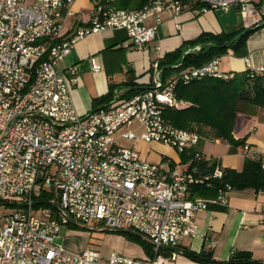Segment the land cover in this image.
I'll list each match as a JSON object with an SVG mask.
<instances>
[{"label":"built area","instance_id":"obj_1","mask_svg":"<svg viewBox=\"0 0 264 264\" xmlns=\"http://www.w3.org/2000/svg\"><path fill=\"white\" fill-rule=\"evenodd\" d=\"M72 1L0 0V264H169L180 252H164L196 235L193 214L226 208L233 188L228 183L214 186L224 169L216 161L211 171L200 168L197 162L203 155L195 149L201 137L166 122L161 111L185 105L173 97L177 80L229 78L232 73H221L215 57L162 80L155 63L149 89L123 100L115 90L109 106L80 114L70 99L76 69H57L56 64L78 39L106 29L126 31L125 49L144 47L156 37L163 10L177 15L184 10L235 8L250 24L264 0H151L140 9L93 0L88 24L65 37ZM150 16L154 22L148 25ZM90 60L92 70L99 71L101 66ZM246 69L250 77L264 74V66L251 68L247 63ZM133 123L141 127L140 134L131 129ZM118 131L132 147L116 141ZM139 140L186 155V167L180 169L170 159L147 162L134 147ZM242 154L259 159L264 169V154L247 144ZM38 181L50 207L35 210L33 189ZM202 187L215 194L198 195ZM78 223L135 231L151 245L154 256L141 260L111 253L104 259L94 249L70 252L56 242L57 234L61 226Z\"/></svg>","mask_w":264,"mask_h":264},{"label":"crops","instance_id":"obj_2","mask_svg":"<svg viewBox=\"0 0 264 264\" xmlns=\"http://www.w3.org/2000/svg\"><path fill=\"white\" fill-rule=\"evenodd\" d=\"M92 8L93 0L72 1L65 18V37L88 24ZM161 18L156 37L141 48H123L127 34L121 28L90 33L75 42L70 53L56 64V68L73 66L76 69L77 83L70 93V99L77 113L90 111L92 101L106 95L110 87L119 91L120 95L122 90L116 87L128 81L138 86L150 85L153 64L201 33L229 34L241 29H253L245 42L244 54L237 55L227 50L219 57V69L221 73L228 74L244 71L247 63L251 68L264 66V1L257 6L250 24L241 18L235 8L203 13L184 10L177 15L173 11L163 10ZM153 22L152 16L146 20L148 25ZM91 58L101 66L99 71L92 70ZM131 129L136 134L141 133L137 123H133ZM120 132L115 134L116 141L124 147H132L133 144L123 139ZM232 136L236 141L249 145L258 155L264 154V110L244 106L236 115ZM242 145L230 151V146L225 142L203 140L196 149L205 159L218 162L223 169L240 170L245 159ZM134 147L147 162L161 163L164 159H170L180 169L186 167L188 158L182 160L173 148L165 144L139 140ZM193 220L197 226L196 235L184 238L179 248L195 253L211 249L216 261H226L232 252L245 251L253 259L264 262V191L233 190L228 195L226 208L196 212ZM169 264L199 263L179 254Z\"/></svg>","mask_w":264,"mask_h":264},{"label":"trees","instance_id":"obj_3","mask_svg":"<svg viewBox=\"0 0 264 264\" xmlns=\"http://www.w3.org/2000/svg\"><path fill=\"white\" fill-rule=\"evenodd\" d=\"M151 0H114L113 5L122 9H140ZM192 0H183V2ZM106 2V0H103ZM253 29H241L235 33H201L195 39L184 42L179 48L166 53L158 60L157 65L161 69V79L179 77L181 73L199 67L212 58L220 57L227 50L234 54L242 55L245 52V42L253 32ZM198 47V50H193ZM179 64V65H178ZM178 65V66H174ZM122 90L118 99H129L138 93L150 88L138 86L128 81L117 86ZM115 88L110 87L106 95L92 101V109L107 107L113 99ZM173 97L175 100L185 102L182 107L175 108L173 105L163 107L161 114L163 119L176 128L196 132L203 140H220L233 147L240 146L243 141H236L232 136L235 118L244 106H252L264 110V74H256L250 77L249 70L232 73L229 78H217L206 76L201 79L183 83L177 80L173 86ZM197 150V149H195ZM182 160L188 157L182 155ZM198 166L205 171H211L214 162L205 159L203 156L197 162ZM221 183H228L233 190H253L254 192L264 191V169L261 168L260 160L245 158L240 170L224 169L221 180L215 182V187ZM197 194L204 197H211L215 194L214 189L204 187L197 189ZM48 194L43 191L34 196L33 208L35 210L50 207L46 201ZM219 209V208H216ZM224 209V208H222ZM128 238L142 244L148 259L154 254L151 245L143 236L135 231L126 230ZM180 252L181 255L199 264H264L252 258L249 252L235 251L229 255L226 261L213 259L212 250L202 249L195 253L177 249H167L165 256L171 252Z\"/></svg>","mask_w":264,"mask_h":264},{"label":"rangeland","instance_id":"obj_4","mask_svg":"<svg viewBox=\"0 0 264 264\" xmlns=\"http://www.w3.org/2000/svg\"><path fill=\"white\" fill-rule=\"evenodd\" d=\"M38 178H41V173ZM40 190L41 184L38 181L33 189L34 195H38ZM56 242L73 253L94 249L104 259L111 253L137 259L146 257L141 243L128 238L122 231L105 229L96 223L63 225L59 229Z\"/></svg>","mask_w":264,"mask_h":264}]
</instances>
